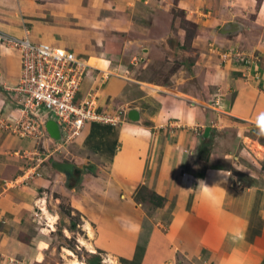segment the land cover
<instances>
[{
    "label": "crops",
    "instance_id": "0c3cea01",
    "mask_svg": "<svg viewBox=\"0 0 264 264\" xmlns=\"http://www.w3.org/2000/svg\"><path fill=\"white\" fill-rule=\"evenodd\" d=\"M153 3L0 0L1 30L17 36L27 32L32 41L49 40V44L74 51L88 65L77 99L97 92L98 110L117 116L115 122H85L79 137L66 147L56 146L50 137L37 143L0 124V264H13V260L14 264H40L38 244L44 227L31 214L45 213L51 231L56 222L49 219L56 217L54 207L61 197L54 193L74 198L75 185L71 187L68 179L76 178L84 181L83 189L87 182L94 185L99 197V202H94L103 216L100 220L126 231L133 224L125 217L130 210L140 213L137 220L144 219L133 197L150 182L166 199L156 206L155 213L161 222L162 217L167 222L152 224L147 237L159 248L155 251L164 254L161 262L183 255L208 258L217 264H264V173L245 172L249 164L244 168L245 162L223 152V141L218 140V153L202 156L199 150L202 138H214L220 130L227 128L230 133L264 123V44L260 42L264 17L254 20L260 24L245 22L242 15L248 0L236 2L240 7L228 9V23L216 24L210 32L222 50L211 46L204 56L200 48L199 59L184 65L193 73L180 71L176 82L170 80L171 84L164 86L155 80L154 70L155 59L162 58L156 54L163 53L160 45L166 43L147 38L139 26V22L150 20L147 12L155 7ZM259 11L263 15L264 6ZM197 20L203 25L208 22ZM256 35L260 39L249 42ZM246 42L251 44L248 49L241 47ZM165 49L173 50L168 45ZM224 50H231L232 55L256 52L260 64L252 67L251 55L247 63L238 55L222 62ZM203 64L211 68L213 78L205 76ZM106 71L112 74L103 75ZM19 76V52L0 43V122L9 123L10 114H16L11 88ZM212 101L221 104L220 109ZM131 108L138 112L136 122L128 116ZM206 127L210 129L204 136ZM257 144L256 160L262 162L264 147ZM215 154L219 161L226 157L223 164L215 163ZM50 159L72 163V174L56 170ZM90 208L87 205L85 211L91 212ZM142 226H131L133 240L139 238ZM106 238L103 243L110 239L107 233Z\"/></svg>",
    "mask_w": 264,
    "mask_h": 264
},
{
    "label": "rangeland",
    "instance_id": "374dc122",
    "mask_svg": "<svg viewBox=\"0 0 264 264\" xmlns=\"http://www.w3.org/2000/svg\"><path fill=\"white\" fill-rule=\"evenodd\" d=\"M226 1L228 4L224 3L223 0L222 3L220 0H151V2H154L152 5H155V7L153 6L154 9H152L153 7H150V10L147 12L150 20L145 19L141 21L143 23L139 22V26L142 27L141 33L144 32L148 36L147 38L155 39V43H166L160 45L162 48L161 50L164 49L162 51L163 53L160 52V54H156L162 58H154L158 61L154 74L157 78L155 80L158 81L159 85H170V80L176 82L174 80L179 76L180 71H182V74L184 75L192 74V69L185 66L193 65V63L199 59L198 56L201 49L204 50V56L207 53H210L211 46H215L213 48H216L218 51L222 50L221 47L216 44L217 42H215L210 36L212 30L216 28V24L228 23L227 20L229 19L228 17L230 13L228 11L229 8L234 10L235 8L240 7L237 6L236 3L239 0ZM229 4H231V6ZM254 5L256 7L252 8ZM262 6H264V0H248L244 9L245 16L242 15V10L239 8L237 9V12L244 17L243 20L245 22L256 23L258 19L261 20L264 17V14L260 15L262 13L259 11ZM197 17L203 19L202 21L208 20V22L204 25L203 22L199 24ZM255 19L256 21H254ZM256 24L260 23L257 22ZM199 27H202V33L199 32V34L201 33L200 35L198 34ZM7 33L9 34L10 32L7 31ZM23 35L24 34L19 35V37H22ZM257 39H260L259 35H256L255 39L250 38L249 42L253 40L255 42ZM33 41L51 43L49 40ZM260 42L264 44V39L262 38ZM243 44L241 47L246 49L251 45L247 42L245 43V46ZM165 45H168L169 48L172 47L173 50L165 49ZM258 46L259 44H257L255 51H258ZM11 49L17 50L16 48ZM17 52L19 51L17 50ZM244 52H249L246 54L247 57L250 55L252 56L250 61L252 62V67L256 69L257 65L260 64L257 53L254 52L250 54V51L246 50ZM244 52H239V55L238 53H235V55L244 57ZM220 55L222 62H228L233 56H235L231 54V50H224ZM203 66L205 65L203 64ZM193 69H195V66H193ZM183 71L186 72L184 73ZM204 72L205 76L213 78L214 74L210 67L205 66ZM200 76L203 78L202 74ZM219 85L221 86L222 83ZM220 92H222V90ZM212 103L214 104V101H212ZM220 105L221 104H214V107L220 109ZM117 113L119 114V110ZM138 120L139 118L133 121L136 122ZM231 122H233L232 119ZM238 130L233 129L232 132L228 133V129L225 128L220 130L216 137H209V139H206L205 145L208 152L210 154L212 152L218 153V150H216L218 140L223 141L221 145L223 147V152L232 153L234 154V157L236 156L238 158L237 161L241 160V162H245V166L243 165L244 168L247 166L246 163L249 164L246 167V170H244L245 172L254 170L253 172L256 174H258V172L264 173V160L262 162L256 160L257 151L260 149L257 143L262 145L264 143V136L259 132L257 133L256 130L258 129L253 125H247V128L244 130ZM220 158L221 160H226V157ZM212 159L216 160V164H223V161H219L217 154H215ZM243 166H241V168ZM147 180H149V178ZM74 181V179H68V183L72 184L71 187L75 184V189L71 194V198H74L69 199V196L66 194L54 193L61 195V197L60 201L56 203V206L54 207L56 211L53 213L56 217H54V219H49L51 220L50 222H52V220L54 223L56 222L51 231L50 228L46 227L48 220L46 219L45 213L38 214L33 212L31 214L32 216L39 218V224L41 226L43 224L44 227L42 230V237L40 238L41 241L38 244L42 254L39 262L40 264H89V261L92 262V260H94L96 254L101 258L99 264H217V262L213 260H207L208 258L189 259L183 255H176L173 260H163L161 262L164 254L157 253L155 250L159 252V248H155L152 241H148L147 237L151 225L156 222H161V220H159V215H156L155 213V209L156 206L162 205L166 199L154 191V186H151L152 184H150V182H146V185L141 186L138 190L139 192L137 191L138 193L133 197L134 200L139 202L141 206L139 210L144 212V219L137 220V216L140 213H134L130 210L129 214H126L125 217L129 218L133 224L127 227L130 229L126 231L127 229H124L122 226L116 227V224L114 223H107L108 226H106L100 220L103 216L100 213V205L96 204L99 202V197L95 195L96 192H94L95 189L93 188V184L87 182L85 184L86 188L83 189V180L77 181L76 183ZM59 182L61 186H63V182L65 181L61 178ZM58 187L57 184L55 190H57ZM58 192H60V190ZM152 194L154 195V200L152 199ZM94 200L97 202H94ZM87 205L91 206V212L88 211L89 209L85 211ZM50 210L51 207L49 206V211ZM166 222V218L162 217L161 223L166 224ZM142 223L144 226H142ZM134 225L144 227L140 228V236L135 240H133V234L135 232L131 229ZM106 233L110 239L107 243H103V241L107 239ZM160 239V236L156 237V241H159ZM148 245L150 247H148ZM12 263L14 264L15 260H13Z\"/></svg>",
    "mask_w": 264,
    "mask_h": 264
},
{
    "label": "built area",
    "instance_id": "2783aa9c",
    "mask_svg": "<svg viewBox=\"0 0 264 264\" xmlns=\"http://www.w3.org/2000/svg\"><path fill=\"white\" fill-rule=\"evenodd\" d=\"M0 43L16 48L21 56L20 76L11 88L16 114H10L9 123L2 121L3 127L37 143L50 137L56 146L66 147L79 137L85 122L117 121L116 115L110 116L98 110L97 92H89L81 100L77 99L88 65L74 51L34 42L28 38L27 32L19 37L1 29ZM247 58L243 57L245 63ZM109 74L112 73L103 75ZM50 119L58 127L57 139L46 128ZM253 126L264 136V123H253Z\"/></svg>",
    "mask_w": 264,
    "mask_h": 264
},
{
    "label": "water",
    "instance_id": "95a60500",
    "mask_svg": "<svg viewBox=\"0 0 264 264\" xmlns=\"http://www.w3.org/2000/svg\"><path fill=\"white\" fill-rule=\"evenodd\" d=\"M128 116L131 120H137L138 119V112L135 109L131 108ZM46 128L52 137H54L56 139L59 138L58 127L52 119H50L46 123ZM209 129H210L209 127L205 128L204 136H206L208 134ZM50 162L56 170L67 173V174H72V171H73V164L72 163H70V162H58V161L51 160V159H50Z\"/></svg>",
    "mask_w": 264,
    "mask_h": 264
},
{
    "label": "trees",
    "instance_id": "16d2710c",
    "mask_svg": "<svg viewBox=\"0 0 264 264\" xmlns=\"http://www.w3.org/2000/svg\"><path fill=\"white\" fill-rule=\"evenodd\" d=\"M206 139L207 138H204V139L202 138V141H201V144H200V147H199L200 148L199 150H200L202 156H204V154L208 153V150H207L206 145H205ZM262 145L264 147V143ZM77 180H78V178H76L74 182L76 183ZM100 261H101L100 256L98 254H96L94 256V260H92V262L89 261V264H99ZM123 261H125V260H123ZM128 261H132V260H128Z\"/></svg>",
    "mask_w": 264,
    "mask_h": 264
}]
</instances>
